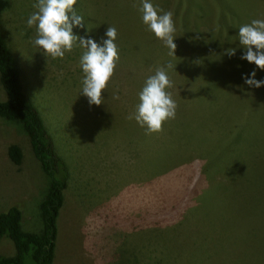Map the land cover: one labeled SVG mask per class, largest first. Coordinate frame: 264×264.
<instances>
[{"label": "rangeland", "instance_id": "374dc122", "mask_svg": "<svg viewBox=\"0 0 264 264\" xmlns=\"http://www.w3.org/2000/svg\"><path fill=\"white\" fill-rule=\"evenodd\" d=\"M150 2L173 13L175 56L143 24L140 0H77L85 26L75 35L100 43L109 25L118 33L114 76L103 104L90 106L84 50L46 57L26 24L36 0H0V32L65 165L52 264H264V86L242 78L264 71L240 58L238 41L240 26L264 19V0ZM169 63L176 117L146 135L128 116L147 77ZM49 183L26 132L0 116V212L16 206L23 230L40 232ZM13 253L0 238V256Z\"/></svg>", "mask_w": 264, "mask_h": 264}, {"label": "clouds", "instance_id": "9594fccd", "mask_svg": "<svg viewBox=\"0 0 264 264\" xmlns=\"http://www.w3.org/2000/svg\"><path fill=\"white\" fill-rule=\"evenodd\" d=\"M76 4L77 0H36L33 8L37 11L30 14L26 24L28 28L35 27L33 46L39 48L46 57L63 59L74 46L84 50L79 61L83 72L81 92L88 98L90 106H100L103 104L102 93L112 80L120 59L115 43L118 33L114 26L109 25L105 32L106 39L102 38L100 43L92 38L75 35L74 27L85 26L84 18L75 10ZM133 6L136 7L135 4ZM138 10L142 14L143 24L169 49V55H174L176 28L173 13L159 9L150 0H140ZM238 41L245 50L240 58L264 71V19H253L240 26ZM235 53V48L226 49L229 57ZM173 68L175 69V65L169 63L165 67L157 68L153 75L147 77L139 92L136 110L128 116L129 120L134 119L145 129L146 135L161 133L163 125L176 117L178 105L168 91L174 85L167 70ZM255 77L256 71L253 70L242 78L249 87L264 86V79L257 80ZM113 99L119 100L120 97L114 95Z\"/></svg>", "mask_w": 264, "mask_h": 264}, {"label": "trees", "instance_id": "16d2710c", "mask_svg": "<svg viewBox=\"0 0 264 264\" xmlns=\"http://www.w3.org/2000/svg\"><path fill=\"white\" fill-rule=\"evenodd\" d=\"M0 84L8 96L6 100L0 101V116L20 124L28 135L35 157L50 179L39 206L42 221L40 232L23 230L21 210L16 206L0 212V238H9L14 247L13 255L0 256V264H27V258L33 264H52L57 235L56 219L63 204L65 188L64 180L57 178V171L62 172L65 165L55 153L43 120L23 89L19 65L1 32ZM8 155L15 164L22 158L17 145L9 147Z\"/></svg>", "mask_w": 264, "mask_h": 264}]
</instances>
